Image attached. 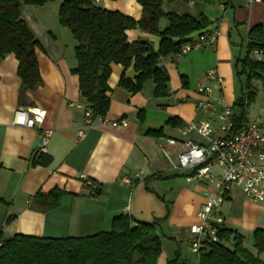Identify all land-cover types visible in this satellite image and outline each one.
I'll return each mask as SVG.
<instances>
[{
  "label": "crops",
  "instance_id": "crops-1",
  "mask_svg": "<svg viewBox=\"0 0 264 264\" xmlns=\"http://www.w3.org/2000/svg\"><path fill=\"white\" fill-rule=\"evenodd\" d=\"M107 11L119 12L138 20L141 7L136 0H95ZM60 4L52 0L41 7L23 6L21 17L37 41L35 56L41 85L27 91L29 106L18 105L20 80L17 61L12 54L0 57V227L4 238L14 235L34 237H89L107 233L113 218L128 216L133 222L151 223L164 220L161 232V253L156 264H187L191 251L190 228L199 224L197 212L212 186L187 182L177 168V157L184 143L202 140L194 134L182 136L180 128H169L167 119L181 124L204 120L195 108L201 97L195 93L198 84H208L205 72L214 69L222 78L221 94L232 106L241 84L234 72L237 59L236 42L239 30L247 36L250 28L264 27V4H248L247 0H226L219 8L217 0H173L164 3L165 13L204 16L209 27L199 35L216 33L211 47L191 50L160 62L169 77L165 98H154L151 81L142 90L129 95L118 87L119 79L136 76L132 67L111 65L107 81L110 108L105 120L124 121L126 126H111L98 120L84 124L85 104L78 91V78L71 73L76 67L75 41L69 31L57 22ZM167 21L161 19L159 30ZM128 42L144 41L156 51L160 39L138 29L126 32ZM247 43V39H245ZM239 58V57H238ZM181 77L185 79L183 87ZM255 102L247 110L248 123L264 126V102L259 101V85ZM264 87V86H263ZM259 114L250 118L252 109ZM17 108H40L45 111L42 124L34 129L13 123ZM142 117V121L139 120ZM41 129L52 135L44 154L51 158L47 167L33 166ZM159 137L146 135L159 131ZM79 131L82 132L79 135ZM167 139H174L168 145ZM85 179H81V176ZM94 185L97 192H91ZM58 189L64 193L57 208L41 212L33 208L35 195H47ZM224 228L236 231L251 252V235L264 231V207L249 202L240 189L232 188L216 212ZM53 229H59L55 231Z\"/></svg>",
  "mask_w": 264,
  "mask_h": 264
},
{
  "label": "trees",
  "instance_id": "trees-1",
  "mask_svg": "<svg viewBox=\"0 0 264 264\" xmlns=\"http://www.w3.org/2000/svg\"><path fill=\"white\" fill-rule=\"evenodd\" d=\"M50 1L0 0V57L12 54L17 61L19 106H29L26 92L41 85L35 56L38 43L21 17V7H41ZM94 1L64 0L57 13L58 24L69 30L76 44V67L71 73L78 78L79 95L91 118H103L109 111L107 81L111 65H120L124 69L132 67L136 73L133 79L122 76L118 81V87L127 94L139 93L143 84L151 81L154 98L167 97L169 77L160 62L180 55L183 46L193 41L192 34L209 27L207 18L165 13L162 5L173 0H136L142 13L140 19L134 20L119 12L100 8ZM161 19L167 21L162 31L158 28ZM132 29L159 38L158 50L155 51L148 42H128L126 32ZM246 39L245 56L237 58L234 63L241 90L231 106L232 134L241 131L247 123V110L255 102L257 94L253 81L264 85V27L253 26ZM253 50L262 52V61L250 59ZM181 81L185 87V79L181 77ZM139 120L142 121V117ZM165 125L169 128L183 127L176 118L167 119ZM146 135L159 137L161 130L148 131ZM50 163L51 158L44 153L36 154L32 160L33 166L47 167ZM63 195L58 189L47 195L37 194L33 198V208L41 212L54 210ZM163 223L164 220L133 222L128 216L121 215L113 218L109 232L83 238L14 235L6 239L0 227V264H156L162 248L159 233ZM215 237V242L207 239L201 242L198 264H264L263 230H255L251 235L254 252L244 246L240 234L223 225L216 230Z\"/></svg>",
  "mask_w": 264,
  "mask_h": 264
},
{
  "label": "built area",
  "instance_id": "built-area-1",
  "mask_svg": "<svg viewBox=\"0 0 264 264\" xmlns=\"http://www.w3.org/2000/svg\"><path fill=\"white\" fill-rule=\"evenodd\" d=\"M217 1L219 8L223 9L226 0ZM260 2L262 0H247L249 5ZM215 39V32L199 35L183 46L180 55L211 47ZM249 56L257 62L263 59L259 50H253ZM205 79L208 84H198L195 88V93L201 97L195 108L204 116V120L187 122L180 128L182 136L194 134L202 141H186L184 150L177 157V168L187 182L196 181L213 187L197 212L199 224L190 228V247L196 254L204 239L216 241V230L222 226V220L216 217V212L230 189H240L249 202L264 207V126L247 122L241 131L232 134V107L221 94L222 78L214 69H209L205 72ZM44 117L45 111L40 108H17L13 123L34 129L42 124ZM84 117L86 126L95 120L113 127L126 126L121 120L108 122L105 117L92 119L86 107ZM51 135L50 129H41L36 154L45 152ZM166 143L174 145L176 141L167 139ZM81 179H85V176L82 175ZM89 188L91 192L96 189L92 184Z\"/></svg>",
  "mask_w": 264,
  "mask_h": 264
},
{
  "label": "rangeland",
  "instance_id": "rangeland-1",
  "mask_svg": "<svg viewBox=\"0 0 264 264\" xmlns=\"http://www.w3.org/2000/svg\"><path fill=\"white\" fill-rule=\"evenodd\" d=\"M64 0H52L53 3H56V4H61ZM23 6H26V5H23ZM22 6V7H23ZM44 6V5H43ZM22 7H21V11H22ZM59 8V7H58ZM57 13H58V10H57ZM58 22V21H57ZM28 26V25H27ZM29 28V27H28ZM66 29V28H65ZM69 31V30H68ZM70 33V32H69ZM239 33L242 37V42L240 41V38L238 37V35L236 34V32H233V35H232V38L235 39L234 42H236V47H234L236 49V54H237V58H243L245 56V53H246V43H245V32H244V29L242 28L241 30H239ZM71 35V34H70ZM72 37V36H71ZM251 59V58H250ZM253 60V59H251ZM242 83L244 84L245 83V78L243 77L242 79ZM254 82V81H253ZM256 83L259 85V101L260 102H264V85H262L260 82L256 81ZM257 114H259V109L256 107V109H252L251 111V114H250V118H253L255 117ZM55 231H58L59 229H53ZM8 232H6L4 235H7ZM46 238H48L46 236ZM51 238H64V237H51ZM245 246L247 247L248 246V243L245 244ZM249 247L251 249H253L252 247V243L249 245ZM192 251V250H191ZM189 258V262L187 264H193V261L195 260V255L193 254H189L188 256Z\"/></svg>",
  "mask_w": 264,
  "mask_h": 264
}]
</instances>
